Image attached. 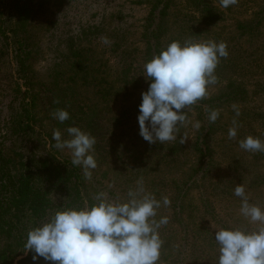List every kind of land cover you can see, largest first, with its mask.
Segmentation results:
<instances>
[{
	"label": "rangeland",
	"instance_id": "obj_1",
	"mask_svg": "<svg viewBox=\"0 0 264 264\" xmlns=\"http://www.w3.org/2000/svg\"><path fill=\"white\" fill-rule=\"evenodd\" d=\"M157 0H46L44 10L33 25L32 37L38 48L35 61L29 63L37 73V80L42 83H52L56 74L60 87L64 79L70 78L74 71L69 68L71 49L87 50L88 64L99 70L98 81L103 80L101 94H94L91 86L83 87L80 82L69 83L71 88L66 95L72 101L71 106L76 111L80 105L96 107L83 119L82 131L95 138L94 150L90 153L96 160L97 167L92 170L90 179L97 188V194L104 192L110 200L122 203L129 199L128 192L135 189L137 181L142 179L147 193L161 201L162 212L165 216L175 213L171 200L176 197L173 186L182 184L191 175L194 162L197 160L191 150L195 138L194 110L185 109L186 116L191 122L181 127L177 138H185L182 151L176 156L171 154V141L161 144L145 141L140 133L138 115L125 127H113L110 120L119 113L125 93L120 92L119 86V49L115 42L119 35L125 37L127 45L133 50L142 49L139 43L141 26L149 8ZM218 6L220 0H208ZM4 3L0 0V31L8 28L9 17ZM220 15L216 25L203 27L197 22V11L187 0H173L168 11L167 33L164 41L167 45L175 40L183 44L186 40L195 42L214 41L227 45V58H220L215 75L217 83L207 89L206 98L218 96L226 92L230 81L235 82L245 92L228 100L220 102L217 111V128L208 145L212 149L214 166L210 177L213 185L203 192L201 173L192 177L198 178L188 196L183 200L184 213L178 219L188 224L196 223L205 230L202 234V250L205 254L219 255V246L214 239L215 231L226 226L227 229L242 228L256 230L264 228V224L251 222L241 214V198L234 195L238 184L243 185L245 195L250 204L264 209V153L249 152L240 148L239 142L248 136L259 138L264 142V21L259 36L242 37L236 26L239 22H254L264 13V0H238L236 5L227 9L219 7ZM261 16V17H259ZM190 20V21H189ZM184 26V28L182 27ZM196 27L204 32L197 36ZM2 28V29H1ZM190 30V31H189ZM102 37H107L111 43L104 45ZM0 36V133L5 131V123L9 118L8 106L15 93L11 84L19 83L15 73V62L12 60L10 49H6ZM140 53V52H139ZM138 54V53H137ZM96 78V74H94ZM91 82V79L89 80ZM14 89V87H13ZM24 89V88H22ZM62 90V89H60ZM62 92H60V97ZM131 100V98H130ZM126 102V101H125ZM239 110V115L233 109ZM78 112V111H77ZM93 119L94 125L88 131L86 122ZM236 121V125L233 121ZM46 129L50 121L45 120ZM236 127L237 136L229 138L230 128ZM65 139L67 132H61ZM60 158L72 160L70 150L57 149ZM178 156V157H177ZM175 187V186H174ZM228 188V189H227ZM124 197H121V193ZM96 194V192H95ZM206 194L210 203L209 208L214 212L205 211L201 204V195ZM126 195V196H125ZM95 196V195H94ZM170 200L169 206H164L163 198ZM213 205V207H212ZM196 209H195V208ZM215 210V211H214ZM157 211L161 212L160 209ZM207 212V213H206ZM190 217V219H189ZM203 217V219H201ZM224 229V228H223ZM211 245H215V251ZM213 252V253H212ZM175 255V264H186ZM205 256V255H204ZM206 258V256H205ZM157 264H165L159 258ZM203 264H216L205 262Z\"/></svg>",
	"mask_w": 264,
	"mask_h": 264
},
{
	"label": "trees",
	"instance_id": "obj_2",
	"mask_svg": "<svg viewBox=\"0 0 264 264\" xmlns=\"http://www.w3.org/2000/svg\"><path fill=\"white\" fill-rule=\"evenodd\" d=\"M4 1L6 4L2 7L8 13L9 25L4 31H0V36L6 49L11 51L12 60L16 65L15 73L22 84L16 82L11 84L16 96L8 106L9 118L4 125L5 131L3 134L0 133V264H53L43 258L34 262L32 259L34 253H24L28 231L46 222L57 211L83 210L99 201L94 199L97 188L90 180L84 178L83 169L74 166L71 159L59 157L55 141L52 139L53 133L46 129L44 121H50L52 131L66 132V129L73 124L83 128L84 117L96 107L80 105L75 111L71 106V98L65 93L71 89L68 85L81 81L80 85L91 86L94 94L97 95L101 94L100 87L104 82L97 79L99 70L89 66L87 50L71 49V57L74 60L70 62L69 68L74 73L70 78L63 80L64 89L58 83V78L63 77L59 74H56L52 83H39L37 73L32 70L29 63L35 61L38 55L32 31L38 15L43 12L47 4L46 0H1V3ZM187 2L197 11V22L204 25L203 27L216 25L220 15L223 14L219 8L220 2L218 6L208 0H187ZM172 3L173 0H157L151 4L141 26L139 39L141 50L130 48L122 35H119V40L115 41L119 42L116 47L119 49L120 92H124L125 96L119 113L110 120L114 128L119 126L120 130V127L132 122V119L136 118V113H139L141 94L148 90L152 82L146 78L144 66L168 46L163 41L167 33L168 11ZM263 21L264 13L254 22H239L236 29L241 32L242 37L248 35L250 41L251 37L259 36ZM189 29H195L198 37L204 32L196 27ZM181 39L180 36L179 40ZM179 40L175 41L180 42ZM236 85L235 82L230 81L224 94L205 97L190 106L195 113L194 122L200 123L190 147L197 160L187 180L173 186L176 197L172 198L171 203L175 213L173 211L171 215L165 216L162 213L165 210L163 211L161 206L159 208L161 212L157 211L155 217L157 220L161 217L168 218V223L158 229L162 241L160 259L165 264H175L174 254L178 258L181 257V261H186V264H203L207 261L217 264L218 254L212 252L214 255L209 256L202 250L201 235L207 232L196 223L188 224L182 218H178L184 213L183 200L198 181V178L192 177L193 173L196 176L198 173L202 174L200 180L204 188L200 190L203 192L206 193L213 185L210 174L214 160L208 143L216 131L217 120L214 123L209 122L208 116L210 111L218 109L220 102L233 96L237 98L245 92ZM60 92H62L61 97ZM58 109L66 110L70 118L63 123L53 118L52 114ZM93 121L91 119L84 125L88 131L92 129ZM168 148L174 156L183 149L178 138L171 141ZM121 194V197L125 198L124 193ZM205 196L206 194L201 195L202 207L205 211L211 212L215 218ZM119 202L122 203L120 197ZM223 228L227 229L226 226ZM211 247L214 251L218 248L215 245Z\"/></svg>",
	"mask_w": 264,
	"mask_h": 264
},
{
	"label": "clouds",
	"instance_id": "obj_3",
	"mask_svg": "<svg viewBox=\"0 0 264 264\" xmlns=\"http://www.w3.org/2000/svg\"><path fill=\"white\" fill-rule=\"evenodd\" d=\"M237 3L238 0H220L225 9ZM102 43L109 45L111 41L102 37ZM227 56L224 42L186 40L183 44L171 42L147 62L144 71L152 82L141 94L137 118L141 137L149 143L176 140L180 128L191 123L185 109L206 97L208 87L217 83L215 70L220 58ZM233 109L238 116L235 105ZM52 115L61 123L70 118L64 109ZM218 117L217 110L210 111L209 122L214 123ZM194 127L199 129L200 123ZM66 132L67 139L61 131L53 132L55 147L70 150L72 164L81 167L84 178L90 180L97 167L90 154L95 138L75 126ZM228 135L237 136L235 126ZM185 140L182 137L181 143ZM239 146L245 151L264 153V142L252 136L241 140ZM234 195L241 198V214L246 219L264 224V209L249 203L243 185L235 187ZM128 197L127 202L120 203L101 192L94 197L99 202L89 208L57 211L28 231L24 253H34V262L43 258L53 264H157L162 247L158 229L168 223L167 217L155 219L161 201L145 191L142 179L129 190ZM162 203L169 206L170 200L164 197ZM214 239L219 246L217 264H264V228L220 229L215 231Z\"/></svg>",
	"mask_w": 264,
	"mask_h": 264
}]
</instances>
